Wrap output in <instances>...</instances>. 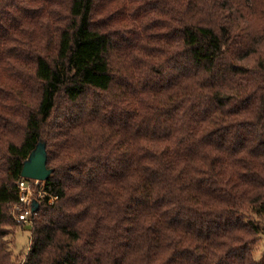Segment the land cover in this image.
<instances>
[{
    "label": "trees",
    "instance_id": "1",
    "mask_svg": "<svg viewBox=\"0 0 264 264\" xmlns=\"http://www.w3.org/2000/svg\"><path fill=\"white\" fill-rule=\"evenodd\" d=\"M263 236L264 0H0V264H264Z\"/></svg>",
    "mask_w": 264,
    "mask_h": 264
},
{
    "label": "built area",
    "instance_id": "2",
    "mask_svg": "<svg viewBox=\"0 0 264 264\" xmlns=\"http://www.w3.org/2000/svg\"><path fill=\"white\" fill-rule=\"evenodd\" d=\"M43 180L23 177L18 181L19 201L12 205L15 217L19 221L30 220L32 213V202L36 198H43L46 195L43 186ZM57 196H51L53 202Z\"/></svg>",
    "mask_w": 264,
    "mask_h": 264
},
{
    "label": "water",
    "instance_id": "3",
    "mask_svg": "<svg viewBox=\"0 0 264 264\" xmlns=\"http://www.w3.org/2000/svg\"><path fill=\"white\" fill-rule=\"evenodd\" d=\"M47 161L48 153L46 143L39 142L24 161L21 172L22 176L43 181L47 180L53 173V170L48 166ZM38 207L39 200L35 198L32 202V211H37Z\"/></svg>",
    "mask_w": 264,
    "mask_h": 264
},
{
    "label": "rangeland",
    "instance_id": "4",
    "mask_svg": "<svg viewBox=\"0 0 264 264\" xmlns=\"http://www.w3.org/2000/svg\"><path fill=\"white\" fill-rule=\"evenodd\" d=\"M24 225H21L16 228L15 231V244L14 251L15 253H25L28 251V247L30 245V237L32 234V221H22ZM264 236L261 239V244L255 252V255L258 259H262L264 257Z\"/></svg>",
    "mask_w": 264,
    "mask_h": 264
}]
</instances>
